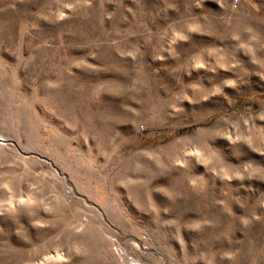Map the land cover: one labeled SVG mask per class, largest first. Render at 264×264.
Returning a JSON list of instances; mask_svg holds the SVG:
<instances>
[{"label": "rangeland", "instance_id": "obj_1", "mask_svg": "<svg viewBox=\"0 0 264 264\" xmlns=\"http://www.w3.org/2000/svg\"><path fill=\"white\" fill-rule=\"evenodd\" d=\"M0 264H264V0H0Z\"/></svg>", "mask_w": 264, "mask_h": 264}]
</instances>
